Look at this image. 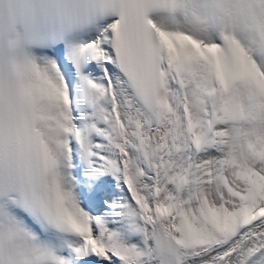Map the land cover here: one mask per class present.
<instances>
[{
    "label": "snow or ice",
    "instance_id": "1",
    "mask_svg": "<svg viewBox=\"0 0 264 264\" xmlns=\"http://www.w3.org/2000/svg\"><path fill=\"white\" fill-rule=\"evenodd\" d=\"M0 264H264V0H0Z\"/></svg>",
    "mask_w": 264,
    "mask_h": 264
}]
</instances>
